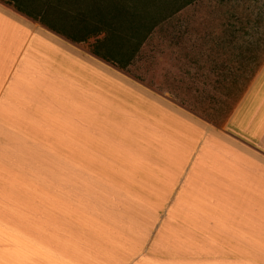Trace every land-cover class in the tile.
<instances>
[{
	"label": "crops",
	"instance_id": "1",
	"mask_svg": "<svg viewBox=\"0 0 264 264\" xmlns=\"http://www.w3.org/2000/svg\"><path fill=\"white\" fill-rule=\"evenodd\" d=\"M249 79L217 125L144 84L128 87L0 1V193L6 174L30 170L34 157L61 160L63 176L71 166L85 172L102 155L108 123L126 133L110 132L109 143L135 145L123 157L107 152L106 169L125 166L157 209L122 221L105 247L95 239L60 255L9 227L0 196V264H264V71Z\"/></svg>",
	"mask_w": 264,
	"mask_h": 264
},
{
	"label": "rangeland",
	"instance_id": "2",
	"mask_svg": "<svg viewBox=\"0 0 264 264\" xmlns=\"http://www.w3.org/2000/svg\"><path fill=\"white\" fill-rule=\"evenodd\" d=\"M152 40L151 33L134 62L125 70L101 60L103 72L116 75L122 83L136 90H140L142 87L140 84H144L158 97L217 125L224 122L237 100L241 98L251 82L249 78L259 70L264 71V63L259 59L251 61L236 86L229 92L227 99L209 109L189 103L186 98L160 88L139 71V61ZM93 42L94 39L90 38L86 43L72 44L89 56ZM102 85L113 87L108 82H102ZM118 115L119 113H115L112 116L117 118ZM107 120L111 118L107 117ZM103 126L110 130L103 129L102 155L98 162L94 161L96 164L89 162L90 165H87L85 172L81 174L76 167L71 166L68 170L69 174L63 176L61 160L55 158L52 164L47 162L46 158L42 161L37 160L36 157L30 170L19 169L6 174V191L0 193V196L1 202L5 205L6 217L11 221L7 223L9 227L30 236L61 255L65 245L71 249L70 251H75L77 246L83 244L91 248L95 239L101 247H105L104 241L109 242L119 238L120 235L115 234L114 230L122 221L131 219L130 217L157 215V209L148 207L147 199H150L152 194L148 185L145 188L141 183L132 185V175L126 176L125 166L118 165L116 172L106 169L110 162L109 154L118 151L123 157L128 151L127 146L131 147L135 144L109 143L110 132L123 138L126 137V133H122L118 130L120 127L115 125L111 128L105 123ZM137 128L135 125L134 129ZM70 130L74 133L72 128ZM130 135L137 136L136 133ZM122 163L128 165L127 161L122 160ZM51 171L53 174L48 175ZM13 218L17 221L13 222L11 220ZM150 226L146 225V227Z\"/></svg>",
	"mask_w": 264,
	"mask_h": 264
},
{
	"label": "snow or ice",
	"instance_id": "3",
	"mask_svg": "<svg viewBox=\"0 0 264 264\" xmlns=\"http://www.w3.org/2000/svg\"><path fill=\"white\" fill-rule=\"evenodd\" d=\"M36 7L60 0H29ZM150 17L153 40L139 71L160 88L209 109L223 103L246 66L264 63V0H120ZM100 38V37H96Z\"/></svg>",
	"mask_w": 264,
	"mask_h": 264
},
{
	"label": "trees",
	"instance_id": "4",
	"mask_svg": "<svg viewBox=\"0 0 264 264\" xmlns=\"http://www.w3.org/2000/svg\"><path fill=\"white\" fill-rule=\"evenodd\" d=\"M0 1L71 43H86L93 38L91 54L121 70L134 62L153 25L165 15L146 17L120 0H60L50 7H36L29 0ZM183 3L176 0L167 11Z\"/></svg>",
	"mask_w": 264,
	"mask_h": 264
}]
</instances>
